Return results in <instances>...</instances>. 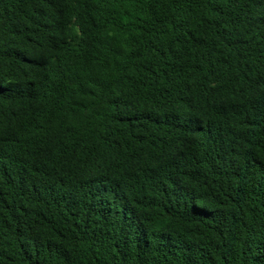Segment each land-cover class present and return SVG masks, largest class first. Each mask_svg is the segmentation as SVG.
Instances as JSON below:
<instances>
[{
	"label": "trees",
	"instance_id": "obj_1",
	"mask_svg": "<svg viewBox=\"0 0 264 264\" xmlns=\"http://www.w3.org/2000/svg\"><path fill=\"white\" fill-rule=\"evenodd\" d=\"M0 264H264V0H0Z\"/></svg>",
	"mask_w": 264,
	"mask_h": 264
}]
</instances>
